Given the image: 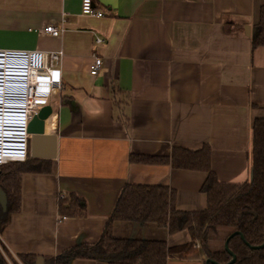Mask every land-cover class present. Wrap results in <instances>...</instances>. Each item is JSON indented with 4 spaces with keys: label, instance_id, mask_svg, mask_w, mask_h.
<instances>
[{
    "label": "crops",
    "instance_id": "crops-1",
    "mask_svg": "<svg viewBox=\"0 0 264 264\" xmlns=\"http://www.w3.org/2000/svg\"><path fill=\"white\" fill-rule=\"evenodd\" d=\"M81 2L0 0V51L60 56L63 89L45 124L56 136L55 157L34 158L49 169L21 175L20 209L0 231L11 255L44 264L96 244L126 187L173 189L178 211L206 207L205 172L131 163V154L168 157L174 147L207 145L217 179L242 183L251 179L253 123L264 119V46L251 53L264 0H92L101 17L83 15ZM50 24L59 36L45 32ZM94 56L102 59L97 75L90 73ZM72 195L85 215L60 212ZM110 230L169 247L190 241L186 230L169 234L155 223L113 221Z\"/></svg>",
    "mask_w": 264,
    "mask_h": 264
},
{
    "label": "trees",
    "instance_id": "trees-1",
    "mask_svg": "<svg viewBox=\"0 0 264 264\" xmlns=\"http://www.w3.org/2000/svg\"><path fill=\"white\" fill-rule=\"evenodd\" d=\"M259 46H264V4L251 36V53ZM250 156L251 179L225 183L211 169L207 145L193 151L174 147L168 157L131 154V163L169 164L176 169L205 172L207 177L201 192L206 195V207L200 211H178L173 189L150 185L126 187L109 215L100 240L91 246L69 250L56 260H49L50 264H68L71 258L103 260L108 264H166L168 258L189 256L203 257L206 264H264V119L253 123ZM42 164L43 161L29 158L0 167V188L7 199L6 211L0 210V231L8 216L20 209L21 175L47 171L49 168H42ZM83 204L72 195L68 204L60 205V212L85 215ZM113 221L155 223L169 234L186 230L190 241L169 247L164 241L115 238L110 230ZM18 258L21 264H35L36 260V256L27 254ZM8 259L17 264L10 256ZM9 261L0 253V264H11Z\"/></svg>",
    "mask_w": 264,
    "mask_h": 264
},
{
    "label": "built area",
    "instance_id": "built-area-1",
    "mask_svg": "<svg viewBox=\"0 0 264 264\" xmlns=\"http://www.w3.org/2000/svg\"><path fill=\"white\" fill-rule=\"evenodd\" d=\"M81 13L97 17L103 15L94 9L92 0H82ZM61 31L53 24L45 27V32L53 37L59 36ZM95 40L98 45L104 43L100 37ZM101 66L102 59L94 56L91 75H97ZM62 89L58 54L0 51V167L31 158L28 125L44 106L53 109L57 105L56 96ZM0 240L3 243L1 236Z\"/></svg>",
    "mask_w": 264,
    "mask_h": 264
},
{
    "label": "water",
    "instance_id": "water-1",
    "mask_svg": "<svg viewBox=\"0 0 264 264\" xmlns=\"http://www.w3.org/2000/svg\"><path fill=\"white\" fill-rule=\"evenodd\" d=\"M246 30L249 29L247 28ZM55 113H57L55 107L52 109L49 106H44L39 114L29 123L28 132L31 135L30 152L32 158L52 159L55 157L56 136L50 135L51 130L45 127V124L52 123ZM6 203V195L0 188V208L2 212L6 211ZM35 264H44V259L37 257Z\"/></svg>",
    "mask_w": 264,
    "mask_h": 264
},
{
    "label": "rangeland",
    "instance_id": "rangeland-1",
    "mask_svg": "<svg viewBox=\"0 0 264 264\" xmlns=\"http://www.w3.org/2000/svg\"><path fill=\"white\" fill-rule=\"evenodd\" d=\"M59 96V94L56 96V97H58ZM30 145V144H29ZM9 164H12V163H9ZM0 210H1V208H0ZM0 217H1V212H0ZM2 228H3V225H2ZM195 249H198V248H195ZM194 250V249H193ZM0 253L3 255V257L6 259V258H8V256H10L14 261H15V263H17V264H21L20 262V259L18 258V256H16L17 258L15 259L14 258V256L13 255H11L8 251H7V249H6V247L3 245V243L1 242V240H0ZM187 258H191L190 256L189 257H187ZM201 259L202 260H204L203 259V257H201ZM202 260H200L201 261V263L202 264H205L204 263V261H202ZM206 261V260H205ZM48 264H50V261L48 262ZM52 264H60L59 262H56V263H52Z\"/></svg>",
    "mask_w": 264,
    "mask_h": 264
}]
</instances>
